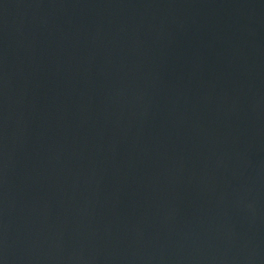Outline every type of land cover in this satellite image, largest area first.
<instances>
[{"label":"water","instance_id":"obj_1","mask_svg":"<svg viewBox=\"0 0 264 264\" xmlns=\"http://www.w3.org/2000/svg\"><path fill=\"white\" fill-rule=\"evenodd\" d=\"M0 264H264V0H0Z\"/></svg>","mask_w":264,"mask_h":264}]
</instances>
